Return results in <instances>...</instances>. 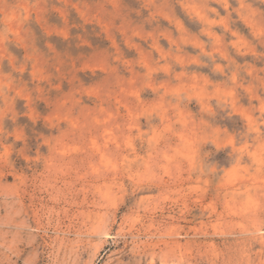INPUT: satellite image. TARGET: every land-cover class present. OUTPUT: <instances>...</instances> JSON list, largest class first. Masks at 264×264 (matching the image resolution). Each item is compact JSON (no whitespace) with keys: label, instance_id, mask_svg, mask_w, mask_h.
<instances>
[{"label":"rangeland","instance_id":"1","mask_svg":"<svg viewBox=\"0 0 264 264\" xmlns=\"http://www.w3.org/2000/svg\"><path fill=\"white\" fill-rule=\"evenodd\" d=\"M0 264H264V0H0Z\"/></svg>","mask_w":264,"mask_h":264}]
</instances>
